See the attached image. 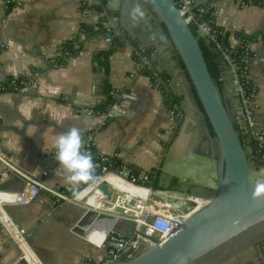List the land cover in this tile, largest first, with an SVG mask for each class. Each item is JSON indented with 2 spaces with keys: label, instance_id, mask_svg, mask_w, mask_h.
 <instances>
[{
  "label": "crops",
  "instance_id": "obj_1",
  "mask_svg": "<svg viewBox=\"0 0 264 264\" xmlns=\"http://www.w3.org/2000/svg\"><path fill=\"white\" fill-rule=\"evenodd\" d=\"M96 1L20 0L6 12L7 2L0 0V80L29 77L19 89L0 90V203L26 230L28 242L23 252L0 222V264H98L110 231L132 235L131 221L58 200L46 189L71 193L55 159V142L71 127L80 128L83 139L90 136L101 153L141 172L156 171L159 189L206 199L216 193L218 157L212 131L174 46L145 0H119L117 7L106 0L116 11L110 23L137 38L143 49L151 48L157 68L171 75L169 85L182 97L181 116L172 118L161 89L138 70L128 42L110 55L109 78L117 105L109 116L92 112L103 97L106 76L94 55L109 42L103 36H87L80 26L98 20L99 11L85 6ZM137 2L146 16L133 26L129 11ZM214 7L215 23L229 30L231 43L238 45L241 36L253 39L248 77L257 86V116L264 125V6L217 0ZM72 37L81 47L58 63L64 42ZM221 91L229 102L225 88ZM258 173L264 178V167ZM32 178L44 184L36 199L24 204L2 198L1 193L21 190ZM247 252L240 257H205L195 264H256L255 248Z\"/></svg>",
  "mask_w": 264,
  "mask_h": 264
},
{
  "label": "built area",
  "instance_id": "obj_2",
  "mask_svg": "<svg viewBox=\"0 0 264 264\" xmlns=\"http://www.w3.org/2000/svg\"><path fill=\"white\" fill-rule=\"evenodd\" d=\"M9 1L6 0L7 3ZM175 1L186 21L191 26L195 25L200 35L216 42V47L224 61L223 73L220 77V80L223 81L222 88H225L227 98L229 100L233 99L236 110V126L242 138L246 141V145H244L248 154L251 153L252 159L249 157L250 162L252 165L258 161L264 162V125L258 120L257 116L260 106L258 89L248 77V66L251 58H248V56L236 57L234 55L235 44L231 42L224 44L217 39L216 31L212 28L210 20L202 17L203 12L209 9L212 4L199 6V3L202 2L200 0ZM16 2L18 5L20 0H16ZM236 2L241 6L248 4L244 0H236ZM103 37L108 42L111 41V36L104 35ZM262 50L264 53V41ZM240 61H245L247 64L242 67ZM232 88H234V91ZM116 105L115 103L102 113L109 116L112 114V107ZM168 111L172 118L179 119L181 116V110L177 105H174ZM260 152L262 155L256 157L255 155ZM101 155L103 160L109 158L104 153H101ZM97 165L101 167V175L95 182L79 186V200L72 199V193H68L61 188L46 186V189L58 200L72 202L97 213L135 222L132 235L120 231H110L108 233L107 249L98 264H112L115 261H118V263L123 262L127 258H131L157 243L165 241L180 228L187 218L210 201V199L191 193H173L167 189L155 188L148 183L150 180L148 171L135 174L131 173L127 167L114 170L103 161L97 162ZM102 182H106L108 189L112 191L111 198H108L107 194L101 189ZM43 186L42 181L32 178L27 181L25 187L21 190L3 192L1 196L5 201L26 204L38 197ZM132 199H135V203H131ZM0 222L25 252V246H28L25 236L26 230L8 216L1 207V203ZM143 225L146 226L144 231L141 229ZM257 264H264V256Z\"/></svg>",
  "mask_w": 264,
  "mask_h": 264
},
{
  "label": "water",
  "instance_id": "obj_3",
  "mask_svg": "<svg viewBox=\"0 0 264 264\" xmlns=\"http://www.w3.org/2000/svg\"><path fill=\"white\" fill-rule=\"evenodd\" d=\"M145 1L183 61L185 80L198 103L195 88L204 115L211 123L214 134L210 139L216 145L218 157V187L209 203L187 218L168 239L112 264H195L235 240L255 239L256 234L263 233L264 197L252 198L254 181L258 178L253 175L247 149L236 126L233 99L226 101L216 84L199 42L200 33L193 31L175 0ZM122 34L126 35L127 31L123 29ZM100 187L108 198L112 197L106 182ZM129 221L135 227V222ZM141 229L144 231L146 226Z\"/></svg>",
  "mask_w": 264,
  "mask_h": 264
},
{
  "label": "trees",
  "instance_id": "obj_4",
  "mask_svg": "<svg viewBox=\"0 0 264 264\" xmlns=\"http://www.w3.org/2000/svg\"><path fill=\"white\" fill-rule=\"evenodd\" d=\"M199 1V0H198ZM217 0H206L199 3V6L211 5L209 9L203 12L202 17L206 20H210V24L212 28L216 31V37L218 40H221L224 44H229V30L225 27L217 25L215 23V13H214V2ZM248 4H256L260 6H264V0H244ZM106 0H99L96 2H91L89 6L92 9H96L99 11L100 16L95 22H83L80 26V31L85 32L87 36L98 35V36H111V41L109 42L108 47L98 50L94 58L97 62V66L105 72V78L102 83V93L103 97L96 102V104L92 107L93 113H102L107 111L111 106H113L117 100L118 96L112 83L110 81V55L125 42L132 44L133 46V56L138 65V70L148 76L151 77L152 81L158 85L161 89L165 102L167 104L168 109L172 108L174 105L178 107L181 104L182 97L175 93L170 85L171 75L165 70H159L156 66L154 60H152V52L151 48L143 49L140 46L139 40L137 38L131 37L130 35H123L122 29L119 26H113L110 22L112 21V17L116 14V11L111 10L106 5ZM17 5L16 0H10L6 6V12H10L13 7ZM193 31L198 34L199 30L195 25H192ZM253 41L252 37L241 36V42L234 47V55L236 57L248 56V58H252L254 55V50L251 48V42ZM78 42L77 37H72L66 40L62 46V55L58 58V63H61L64 57L69 55H74L78 52L81 47V42H79V46H76ZM199 42L204 52L208 67L210 72L220 89L223 87V81L220 80V77L223 73L224 61L221 56L220 51L216 47V42L208 39L207 37L200 35ZM180 63L183 68H185L183 61L179 57ZM242 67H244L247 62L240 61ZM28 76H19L17 78L11 77L5 80H0V90L7 89H19L22 87L27 81ZM193 92L197 98L200 109L204 112V107L201 101L198 98L197 92L193 87ZM180 109V108H179ZM206 120L208 125L214 134L211 123L206 116ZM84 149L90 152L93 156L94 163L96 164V176L99 177L101 175V167L97 165V162L103 161L106 163L111 169L118 170L123 167H127L130 169L131 173L139 174L141 171L134 167L132 164H126L121 161L119 158L115 156H109L108 159L103 160L102 155L98 147L95 145L93 140L89 137H85L84 139ZM243 143L246 145V141L242 138ZM251 157V153L248 154ZM262 153H257L256 157H260ZM258 160V159H257ZM256 168L264 167V162L258 161L254 165ZM150 180L148 183L155 188H158V177L156 176V171H150L149 173ZM86 185L82 184L81 186Z\"/></svg>",
  "mask_w": 264,
  "mask_h": 264
},
{
  "label": "clouds",
  "instance_id": "obj_5",
  "mask_svg": "<svg viewBox=\"0 0 264 264\" xmlns=\"http://www.w3.org/2000/svg\"><path fill=\"white\" fill-rule=\"evenodd\" d=\"M111 7H117L119 0H109ZM146 16V10L141 3H135L130 11L129 17L135 26ZM155 38L154 36L152 37ZM55 159L59 167L66 173L68 190L72 193V199L79 200V186L96 181V164L90 152L84 149L83 133L80 128L71 127L59 135L55 142ZM264 197V178L254 181L252 198L259 200Z\"/></svg>",
  "mask_w": 264,
  "mask_h": 264
},
{
  "label": "rangeland",
  "instance_id": "obj_6",
  "mask_svg": "<svg viewBox=\"0 0 264 264\" xmlns=\"http://www.w3.org/2000/svg\"><path fill=\"white\" fill-rule=\"evenodd\" d=\"M253 165H255L253 163ZM252 165L253 174L256 178H258L259 173L258 170L261 168H256ZM263 168V167H262ZM248 237L245 239H238L233 241L231 244H227V246L220 248L213 253H211L207 257H240L241 253H248L250 251L253 253L254 248L256 251L257 262H260L261 257L264 256V232L260 234H256V237ZM257 264V263H256Z\"/></svg>",
  "mask_w": 264,
  "mask_h": 264
}]
</instances>
